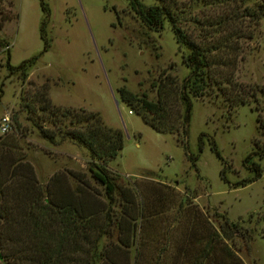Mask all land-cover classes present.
I'll list each match as a JSON object with an SVG mask.
<instances>
[{
  "label": "rangeland",
  "instance_id": "374dc122",
  "mask_svg": "<svg viewBox=\"0 0 264 264\" xmlns=\"http://www.w3.org/2000/svg\"><path fill=\"white\" fill-rule=\"evenodd\" d=\"M39 1L12 0L10 7L0 3V16L9 17L0 21V42L6 44L0 46V118L6 114L10 122L8 131L0 133V149L2 142L12 145L8 148L13 156L31 165L42 187L54 173L81 172L95 198L106 202L103 188L90 179L86 169L87 150L58 136L49 142L36 128L41 124L55 130L40 110L38 98L44 86L52 105L98 112L106 126L122 133V146L107 165L117 174V188H128L139 209L129 264H190L193 254L186 257L187 262L178 251L185 246L191 249L193 244L187 241L194 238L187 235L194 230V246L204 245L208 232L202 230L200 218L207 221L209 234H220L224 218L236 222L239 229L230 230L228 238L220 234V241L243 264H264V131H259L256 122V114L264 119V96L258 99L257 112L253 103L231 109L214 91L192 98L183 150L176 134L153 130L129 111L116 92L124 86L155 100L150 82L161 72L174 77L177 84L186 76L188 70L181 60L186 50L178 48L169 24L164 20L161 29L146 28L128 0H44L49 9L45 26L49 47L25 78L9 74L5 49L12 66L42 49ZM139 3L142 7L170 6L178 27L196 41H227L225 57L231 65L221 69H231L237 82L264 88V17L250 16L253 0ZM210 140L222 161L211 151ZM186 155L196 157L195 167ZM247 155L248 164L260 167V176L232 186L253 176L243 164ZM223 166L228 183L220 177ZM115 197L107 205L110 215L121 211L119 194ZM115 235L113 230L102 237L99 246L116 242Z\"/></svg>",
  "mask_w": 264,
  "mask_h": 264
},
{
  "label": "trees",
  "instance_id": "16d2710c",
  "mask_svg": "<svg viewBox=\"0 0 264 264\" xmlns=\"http://www.w3.org/2000/svg\"><path fill=\"white\" fill-rule=\"evenodd\" d=\"M253 1L250 16L256 19L264 17V0ZM1 2L10 7L12 0ZM39 5L42 12L39 27L42 49L38 55L16 66L10 65L9 53L5 49V67L9 74L16 73L25 78L37 57L49 47V39L45 35L49 9L44 0H40ZM128 5L148 29H161L165 20L178 48L186 50L181 60L188 73L177 84L174 77L161 72L156 81L150 82V87L155 89V100H149L145 93H131L124 86L117 88L119 100L143 123L156 132L176 134L183 150H186L185 137L192 98L208 96L214 91L231 109L253 103L254 110L258 111L256 104L259 97L264 96V88L237 82L231 69H221L231 65L225 57L228 47L224 43L227 41L222 44L219 41L192 39L178 27L170 6L162 3L142 7L139 0H128ZM8 20V16H0L1 22ZM0 46L5 47L6 44L0 42ZM46 91L44 86L40 90V110L55 130L41 124H36V128L49 142L53 143L58 136L60 140L68 139L87 150L89 160L86 169L90 179L103 188L106 202L95 198L88 180L77 171L54 173L42 187L31 165L22 161L21 156L14 157L8 148L12 145L2 142L0 264H129V249L135 222L140 217L139 209L134 194L128 188H117L114 182L117 174L107 165L122 146V133L119 129L106 126L98 112L52 105ZM256 122L259 131H264V119H260L259 114H256ZM209 146L215 157L222 161L213 140H210ZM186 157L195 167L196 157ZM248 158L249 155L243 159V164L253 172V176L241 179L232 186L245 184L260 176V167L254 162L248 164ZM224 173L223 166L220 177L228 183ZM116 193L119 194L121 211L110 215L107 205L116 201ZM223 222L221 237L228 238L230 230L239 229L236 222L225 218ZM199 224L202 230L208 232L204 245L197 249L194 246L197 240L195 230L188 233L187 237L195 240L187 241L188 245L193 244L191 249L185 246L178 251L184 254L186 261V257L193 254L190 264H243L234 251L220 241V234L215 231L209 234L206 220L200 218ZM111 228L115 230L116 242L99 246L102 237L113 233ZM195 250H198L197 253ZM211 254L214 255L211 257Z\"/></svg>",
  "mask_w": 264,
  "mask_h": 264
},
{
  "label": "built area",
  "instance_id": "2783aa9c",
  "mask_svg": "<svg viewBox=\"0 0 264 264\" xmlns=\"http://www.w3.org/2000/svg\"><path fill=\"white\" fill-rule=\"evenodd\" d=\"M130 113V112H129ZM9 117L8 115H3L1 118H0V133H5L8 131L9 129Z\"/></svg>",
  "mask_w": 264,
  "mask_h": 264
}]
</instances>
